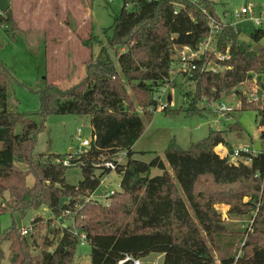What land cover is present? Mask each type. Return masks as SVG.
<instances>
[{
  "label": "trees",
  "instance_id": "1",
  "mask_svg": "<svg viewBox=\"0 0 264 264\" xmlns=\"http://www.w3.org/2000/svg\"><path fill=\"white\" fill-rule=\"evenodd\" d=\"M205 11L219 18L211 0L199 4L188 0H132L131 7L123 1L121 12L114 16L109 45L85 63L84 79L66 89L45 81L39 91L40 114L91 116L89 148L70 152L68 157L36 153L37 134L43 125L31 114L11 108L8 88L13 75L0 59V214L17 212L24 216L28 210L42 206L58 207L62 196L69 197L60 213L66 226L58 216L48 220L36 216L27 227L31 228L29 235L15 225L5 231L0 227V244L9 243L10 264H74L81 234L91 246V264H133L124 261L127 255L142 259L151 253L162 254L164 264H218L207 240H213L225 227L221 213L214 208L217 202L198 189L202 180L219 191L240 185V195L246 191L250 199L242 207L230 203V214H250L253 226L264 233V150L250 155L249 162L244 157L231 161L230 155L215 151L218 144L228 143L225 131L211 130L189 148L172 140L165 157L155 152L150 162L135 157L133 146L145 129L140 112L149 118L160 107L159 93L174 83L178 72L194 83L184 109L188 114L201 113V101H217L226 91L235 90L243 108L258 110L259 132L264 137V50L253 48L264 35V28H256L252 41H244L238 27L221 25L216 49L228 50L230 58L221 61L212 55L211 59L223 70L202 71L205 56L196 62V69L179 70L177 48L197 47L211 33ZM0 23L15 33L11 9L0 13ZM117 46L122 49L117 50L118 65L110 54V49ZM254 75L257 89L263 90L261 100H253L238 89L243 83L254 84ZM129 89L137 94L138 108L128 101ZM161 107L171 113L168 106ZM238 125L230 129L237 130ZM233 150L229 149V154ZM122 153L125 159L119 162ZM67 158L70 165L63 163ZM107 162H113L116 168ZM73 165L82 169L78 184L66 179V171ZM153 168L162 173L152 175ZM112 170L122 179L120 190L106 198L112 199L107 204L95 198L94 192ZM28 174L35 176L32 185L26 183ZM71 216L73 221L69 220ZM43 227L47 230L42 237L44 248L33 255L31 247H37L34 231L39 233ZM247 241H242L238 253L223 257L220 263L264 264V242L255 241L247 252ZM4 257L1 248L0 263Z\"/></svg>",
  "mask_w": 264,
  "mask_h": 264
},
{
  "label": "rangeland",
  "instance_id": "2",
  "mask_svg": "<svg viewBox=\"0 0 264 264\" xmlns=\"http://www.w3.org/2000/svg\"><path fill=\"white\" fill-rule=\"evenodd\" d=\"M211 1L218 14L250 4L255 17L264 19V0ZM122 7L123 0H11L9 9L16 22V31L12 33L0 23V59L13 75L8 88L11 108L31 114L39 125H43L37 134L36 153L68 157L72 148L74 151L89 148L82 141L85 138L92 139L91 116L50 113L44 117L39 113V91L46 80L66 89L84 79L85 63L93 59L92 54L97 55L102 47L109 45L114 16L121 12ZM236 26L241 31V40L252 41L251 34L257 26L249 17L238 20ZM117 50L122 51L117 46L110 49V54L118 65ZM238 89L251 97L256 87L255 83H245ZM193 91L194 83L178 72L174 83L159 93L160 107L149 118L140 112L145 129L133 146L136 158L150 162L154 157L153 152L165 157V150L172 140L183 148H189L192 143L206 138L211 130L225 131L228 149L249 147L257 152L264 150V137L259 132L261 116L255 108H243L235 90L226 91L220 100L210 101V104L201 101V113L188 114L184 110L189 105L190 95L187 94ZM128 97V101L132 100L138 108L137 94L132 89L128 90ZM221 103L231 106L233 111L228 115L221 114L218 111ZM161 106H168L171 113L163 111ZM234 124H239L235 127L237 130L230 129ZM17 130L20 131L21 126ZM222 154L225 156L224 152ZM120 158L124 160L125 153L120 154ZM238 159L235 157L234 160ZM161 173L158 168H153L151 172L152 175ZM66 179L70 184H78L82 179L81 166H70L66 171ZM121 179L120 173L112 170L102 178L94 197L104 201L106 193L120 190ZM34 182L35 176L28 174L26 183L32 185ZM207 182L202 180L198 189L206 198L211 197L217 202L214 208L221 213L225 227L213 240H207L216 261L221 264L223 257L239 252L244 245L242 241H247L250 232L247 252L251 251L255 241L264 242V233L256 230L258 226H253L250 214H230V203L242 207L250 199L246 191L240 195V185L219 191L212 183L207 185ZM111 200L106 203L110 204ZM36 216L48 220L54 218L55 214L47 206L28 210L24 216L17 212H5L0 214V227L3 231L13 225L20 229L27 228L32 226V219ZM46 233L45 227L39 229V233L34 231L37 247H31L33 255H39L44 248L42 237ZM29 241L32 244L31 238ZM1 244L0 249L3 248L5 257L0 264H10L9 243ZM90 254V244L80 243L74 264H91ZM141 260L147 264H164V257L159 253H151Z\"/></svg>",
  "mask_w": 264,
  "mask_h": 264
},
{
  "label": "built area",
  "instance_id": "3",
  "mask_svg": "<svg viewBox=\"0 0 264 264\" xmlns=\"http://www.w3.org/2000/svg\"><path fill=\"white\" fill-rule=\"evenodd\" d=\"M123 1L125 2L126 6L128 7L132 6V0H123ZM155 1H159V0H155ZM188 1H191L195 4H199L201 0H188ZM205 12L208 14V20L211 25V33L205 40H203L200 44H198L197 47L184 45L180 48H177L176 57L179 60L180 71H189L192 69H196L197 68L196 62H198V60L202 59L204 56H205V61L202 66V71L220 72L221 70H223V67L219 63H215L211 59L212 55H214L218 60L221 61L230 58V54L228 50L226 52H220L216 49V41L218 39V34L220 33L221 25H226L227 23H230L236 26L238 20L242 19L243 17H249V19H251L254 22V24L257 26V28H264V19L261 17H255V11L250 4L244 5L241 9L232 10V11L226 10L224 14L222 15L219 14V18L217 16L208 13L207 11ZM0 13L4 14V12H2L1 10ZM256 43H261L264 50V35L261 37V40L255 42L254 44ZM256 81H257V76L254 75L253 82L256 84ZM255 87L256 89L254 90L252 96L250 97L253 100L259 99L257 86L255 85ZM218 111L223 115H228L233 111V108L231 106L226 105L225 103H221ZM82 144L85 146H90L91 139L88 138L83 139ZM76 152H81V151H76ZM257 153H258L257 151H255L254 149H250L249 147H241L234 149L231 154H229V152H226L225 156L230 155L231 161H236L234 160L235 157H238L239 159H242L244 157V160L246 162H249L251 160L250 155H255ZM117 160L119 162L122 161L121 158H118ZM63 163L64 165H70V159L68 158L64 159ZM106 164L110 166L112 169L116 168L113 162H107ZM114 192L115 189L110 193H106L105 195L106 198L114 194ZM105 200L107 201V199ZM66 213L69 214L70 212L67 211ZM30 230L31 228H23L22 232L24 234H28V231ZM81 243L82 244L86 243L85 234H81ZM126 260L133 261V264H147V263H143L141 259L133 258L129 255L125 257L124 261Z\"/></svg>",
  "mask_w": 264,
  "mask_h": 264
},
{
  "label": "water",
  "instance_id": "4",
  "mask_svg": "<svg viewBox=\"0 0 264 264\" xmlns=\"http://www.w3.org/2000/svg\"><path fill=\"white\" fill-rule=\"evenodd\" d=\"M10 6H11V0H0V10L2 12L6 13L8 11V9L10 8ZM253 48L256 51L263 50V46H262L261 43L254 44ZM262 93H263V90L262 89H258V97H259L260 100L262 98ZM73 151H74V149L72 148V149H70L69 152H73ZM68 201H69V197L68 196H62L61 199H60L58 207H54V208L51 209L52 213L55 214V216H58V220L64 226H66V222H65L63 216L60 215V213L63 211V209L65 207V204Z\"/></svg>",
  "mask_w": 264,
  "mask_h": 264
},
{
  "label": "crops",
  "instance_id": "5",
  "mask_svg": "<svg viewBox=\"0 0 264 264\" xmlns=\"http://www.w3.org/2000/svg\"><path fill=\"white\" fill-rule=\"evenodd\" d=\"M217 148H219V149H217ZM229 151V149H228V147L226 146V144H223V143H220V144H218L217 146H216V152L217 153H221L220 155L221 156H224L222 153L224 152V153H226V152H228ZM226 206H228V205H226Z\"/></svg>",
  "mask_w": 264,
  "mask_h": 264
}]
</instances>
